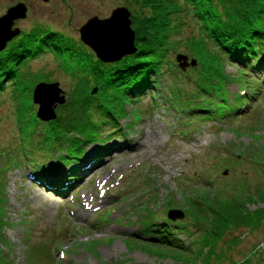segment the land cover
I'll list each match as a JSON object with an SVG mask.
<instances>
[{
    "label": "rangeland",
    "instance_id": "obj_1",
    "mask_svg": "<svg viewBox=\"0 0 264 264\" xmlns=\"http://www.w3.org/2000/svg\"><path fill=\"white\" fill-rule=\"evenodd\" d=\"M17 3H24L27 12L12 29H51L77 42V47L83 46L79 30L89 19H106L122 7L132 14L124 0H0V16ZM187 24L184 36L198 35L193 20ZM2 29L0 38L6 32ZM187 52L176 50L169 58L177 67V54L195 59ZM196 58L202 63L199 53ZM255 64L254 60L251 66ZM259 64V69L241 78L238 64L229 61L224 70L229 81L212 76L208 83H203L207 73L201 77L199 65L184 72L177 67L170 74L176 78L185 74V80L176 81L164 72L157 88L142 97L117 96L108 103L112 98L97 95L92 106L112 107L119 121L90 111L95 127L91 135L97 142L108 141L104 147L87 144L83 157L73 160L79 175L64 196L52 192V168L69 178L74 164L59 168L53 160L71 155L79 145L69 136L59 143L44 142L33 131L39 106L34 105L30 90L37 82H56L67 101L78 80L72 81L69 75L67 56L48 50L21 66L17 77L0 91V205L6 221L5 241L0 240L2 264H201L199 232L191 227L192 236L177 235L184 247L192 242L188 251L148 244L140 236L141 214L146 213V204L158 210L169 198L175 206L170 209L185 212L188 196H198V188L210 185L208 179L217 188L224 181L245 195L263 190V174L256 164L264 163V56ZM91 94L96 95L97 88ZM31 104L33 111L28 110ZM35 165L44 175L45 188L33 181ZM262 206L254 197L247 208L253 211ZM184 219L185 213L176 221ZM261 243L264 223L253 233L240 229L227 236L216 254L222 256V264H241L246 258L259 262L264 259L256 251Z\"/></svg>",
    "mask_w": 264,
    "mask_h": 264
},
{
    "label": "trees",
    "instance_id": "obj_2",
    "mask_svg": "<svg viewBox=\"0 0 264 264\" xmlns=\"http://www.w3.org/2000/svg\"><path fill=\"white\" fill-rule=\"evenodd\" d=\"M124 4L132 9L130 19L136 50L120 61L104 63L81 42L79 43L83 46L77 47L74 40L39 26L21 32L0 52V91L4 90L9 80L17 77L21 66L46 54L47 50L67 56L71 63L69 68L72 69L69 75L72 81L78 80V86L70 89L66 103L56 108L54 120L41 122L33 117V131L44 142L59 143L69 136L71 141L74 139L72 143L79 145L71 155L67 153L53 160L59 168L74 164L69 171L73 175H69V178L63 171L52 168L55 172H51L55 175L52 182L58 196L66 194L65 187L71 189L75 185V177L79 173L77 174L73 160L79 161L82 158L84 147L94 143L104 147L103 142H97L91 135L95 127L89 118L90 111H99L107 120L116 123L119 121L114 116L112 107L100 103H93L92 106L97 95L101 97L104 94L112 98L108 101L110 103L117 96L139 98L147 91L155 90L164 72L170 74L177 69L169 58L176 50H185L194 56L201 68V77L204 71L207 73L203 83L212 82V76L229 81L230 77L224 73L225 63L229 61L238 64L241 78L243 75L248 76L247 72L250 70L260 68L259 62H262L264 56V0H124ZM188 20H193L197 28L198 35L195 37L193 33L189 36L183 34L185 28L189 27ZM198 53L202 63L196 58ZM254 60L256 64L251 66ZM170 76L176 81H182L187 75L184 74L181 78L172 74ZM35 86L30 90L31 93ZM94 88H97V94L92 96ZM28 110L33 111L34 105L31 104ZM123 112L126 113L125 109ZM84 118L86 121L82 122ZM39 126L42 128L38 129ZM79 151L81 154H77ZM65 159L69 162H64ZM256 165L261 168L258 170L262 172L264 182V163ZM38 167L39 165H35L34 168V183L44 187L45 178L42 173H38ZM208 180V185L213 186L211 179ZM222 182L224 185L221 188L213 186V189H208V185H204L198 188V196H188L185 201L188 208L184 209L185 219L182 221L171 222L167 219V212L175 207L172 198L159 206L158 210L148 208L146 204L143 208L146 213L141 214L140 236L147 239L145 242L148 244L165 246L175 251H188L192 242L184 247L177 235L185 234L190 237L192 233L189 228L193 227L201 236V264H222L223 258L216 254V250L227 236L232 237L240 229L253 233L264 223V188L256 194L245 195L242 190L235 192L230 184ZM4 186L5 184L2 185V192ZM254 197L263 206L251 211L247 205ZM2 209L0 205V240L5 241L2 231L6 221L2 218ZM108 214L109 212L107 216ZM231 241L238 242L236 238ZM209 245L211 246L206 251ZM257 250L264 255L259 245ZM1 258L0 249V264ZM262 263L263 258L259 262H253L250 258L241 262Z\"/></svg>",
    "mask_w": 264,
    "mask_h": 264
},
{
    "label": "water",
    "instance_id": "obj_3",
    "mask_svg": "<svg viewBox=\"0 0 264 264\" xmlns=\"http://www.w3.org/2000/svg\"><path fill=\"white\" fill-rule=\"evenodd\" d=\"M44 3H46L48 0H42ZM27 12V7L24 3H17L16 5L10 7L7 9L5 14L0 16V25H5L4 34H2V37L0 38V52L3 51L7 45L8 42H10L13 38L17 37L21 30L18 28L12 29V26L16 20L25 19ZM130 12L127 10V8H117L114 11H112L111 15L106 19H98L97 17H93L89 19L79 30L80 33V40L81 42L91 48V50L95 53L96 57L104 62V63H113L116 61H120L121 59L125 57H129L132 54L135 53V45H134V32L131 29V20H130ZM116 22L118 26L121 27V30L124 31L125 36L128 37V47L126 51L121 52L118 54H108L106 55L104 52V55L101 53V50H105L104 46H98L96 44V38L94 39V35H89V32L91 30L92 33H99L103 29H105L107 26H109L110 23ZM103 27V28H102ZM112 27H108V29H111ZM101 30V31H100ZM86 32V39L84 38V33ZM94 39V40H93ZM94 41V42H93ZM95 44V45H94ZM97 46V47H96ZM99 48V49H98ZM175 61L177 62L178 67L184 71L189 66H196L197 61L192 59L189 61L188 57L183 54H177L175 56ZM43 92V93H42ZM46 92H48L47 96L43 95ZM49 93L52 95V98L49 97ZM61 89L58 87V83L53 82L52 84H38L34 91H33V103L39 105L38 111L36 112V117L40 121L47 122L50 120L55 119V112L54 107L56 105H64L65 104V97ZM41 98H39V96ZM43 98V101H42ZM41 99V100H40ZM44 102L47 103V106H44ZM44 107L47 108V114L44 112ZM224 174H227V171H224ZM184 217V212L178 209H170L167 212V219L171 222H175L176 220H181Z\"/></svg>",
    "mask_w": 264,
    "mask_h": 264
},
{
    "label": "bare ground",
    "instance_id": "obj_4",
    "mask_svg": "<svg viewBox=\"0 0 264 264\" xmlns=\"http://www.w3.org/2000/svg\"><path fill=\"white\" fill-rule=\"evenodd\" d=\"M108 27H112V28L108 29ZM2 28H5L4 25H2L0 27V31H3ZM90 34H91V36L94 35V37L93 36L92 37L94 39L96 38V44L98 46H104V45L106 46L104 51L98 48L103 55H104V52H105V54H107V53L108 54H116L117 52H118V54H120L121 52L126 51V49H127L128 37L125 36L124 31L121 30V27L118 26L116 24V22H114V23L111 22L109 24V26H107L105 29H103L99 33H92L90 30L89 35ZM47 94L48 93L46 92L44 95H47ZM49 97L52 98V95L50 93H49Z\"/></svg>",
    "mask_w": 264,
    "mask_h": 264
},
{
    "label": "built area",
    "instance_id": "obj_5",
    "mask_svg": "<svg viewBox=\"0 0 264 264\" xmlns=\"http://www.w3.org/2000/svg\"><path fill=\"white\" fill-rule=\"evenodd\" d=\"M259 247L262 249V251L264 252V244L263 243H261L260 245H259Z\"/></svg>",
    "mask_w": 264,
    "mask_h": 264
}]
</instances>
